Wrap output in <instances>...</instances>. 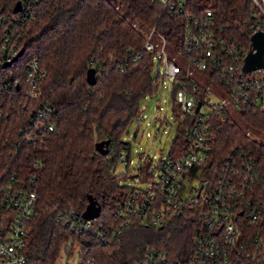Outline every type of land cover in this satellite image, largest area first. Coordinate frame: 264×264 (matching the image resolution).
Wrapping results in <instances>:
<instances>
[{
    "label": "trees",
    "instance_id": "16d2710c",
    "mask_svg": "<svg viewBox=\"0 0 264 264\" xmlns=\"http://www.w3.org/2000/svg\"><path fill=\"white\" fill-rule=\"evenodd\" d=\"M16 1L23 8L12 12ZM205 11H210L216 34L246 50L250 24L258 19L251 0H186L185 10L175 15L160 12L152 0H0V56L9 46L23 50L10 65H0V196L2 188L11 183L35 193L23 239L24 264H55L60 252L72 253L74 242L79 245L78 264L89 257L93 264H128L140 258L146 247L164 252L166 264L191 254L200 226L193 208L168 217L160 226L132 221L106 242L70 231L57 215L69 208L80 215L90 198L100 207L95 223L117 222L114 210L126 193L121 181L127 178L128 168L122 172L116 166L121 153L129 157L130 147L122 135L130 124L137 128L139 101L157 88L152 54L143 48L144 35L153 27L168 45L182 47L186 17ZM3 32L6 41L1 39ZM131 52L137 57L132 59ZM31 58L43 71L37 97L32 100L25 96ZM207 67L201 74L221 87L214 64ZM88 68L94 70L92 85L85 81ZM182 74L168 95L175 118L179 117L176 95L180 82L188 90L195 86L193 94L199 99L206 94L205 84L186 80ZM41 104L52 109L38 120L51 124L50 131L40 130L34 118ZM237 113L238 121L227 112L210 116L208 131L213 139L203 174H213L210 168L217 169L234 150V161L250 162V172L241 176L247 178L239 191L241 201L248 200L250 206L264 211V140L251 136L256 132L264 139V106ZM191 118L184 114L174 128L168 156L186 145L184 132ZM106 139L107 153L101 155L94 143ZM152 162L149 155L137 161V175L152 179ZM244 219L246 240H264V213L255 220ZM251 248L255 253L262 249L258 245ZM257 261L258 257L244 264Z\"/></svg>",
    "mask_w": 264,
    "mask_h": 264
},
{
    "label": "built area",
    "instance_id": "2783aa9c",
    "mask_svg": "<svg viewBox=\"0 0 264 264\" xmlns=\"http://www.w3.org/2000/svg\"><path fill=\"white\" fill-rule=\"evenodd\" d=\"M152 1L159 4L160 12L167 11L169 15L182 13L186 7V0ZM251 1L258 15V19L250 24L251 33L255 31L264 33V0ZM23 5L19 2V9H22ZM9 22L11 24V21ZM5 32L1 35L3 41L7 40ZM166 46L172 48V51L167 53ZM143 48L152 54L156 67L159 64L163 65L162 71L157 69L154 71L153 68V76L156 82L158 79L161 81L160 90L164 89L165 92L164 104L172 83L178 81L179 73H183L182 78L189 80L194 79L192 71L197 70L205 78L203 84L206 94L201 99L193 94L195 86L188 90L183 82L179 83L180 89L176 95L179 117L175 118L171 112V118L174 120L175 128L180 125L184 114L192 115L184 132L186 145L172 156H168L167 153L158 161L155 169L151 166L153 178L149 180L137 175L136 163L148 154L141 153L138 156L137 153L135 162L122 153L119 155L118 164L127 168L132 165L134 175L132 179L124 182L127 189L115 207L114 215L117 222L114 225L98 224L94 219L85 220L72 208L58 213V220L76 234H90L97 241L106 242L118 236L132 221L160 226L168 217L179 214L184 209L193 208L198 211L200 224L194 237L193 249L187 258L177 260L173 264H244L257 257V264H260L264 261V240L257 238L246 240L242 232L245 217L255 220L264 213L259 208L250 206L248 200L241 201L242 194L239 191L247 181V178L241 179V176L250 172V162L234 161L233 150L217 169L210 168L213 174L206 176L203 172L206 166H209L208 155L213 139V135L208 131V120L213 112L228 113L226 103L209 102L207 84H212L227 93V103L236 111L254 106L262 108L264 79L261 78V72L259 70L251 72L255 75L252 78L248 77L251 73L242 77L237 75L245 50L238 43L225 40L214 32L210 11H205L204 15L189 14L186 17L182 47L174 48L168 45L164 37L151 27L144 35ZM18 50L16 46H9L4 55L0 56V65L8 62ZM131 55L134 53L131 52ZM135 57L137 56L134 55L132 59ZM211 64L215 66V75L221 87L216 85L212 78L208 79L206 75L201 74L202 69H208L207 66ZM42 76L43 71L39 68L37 60L31 58L26 67V98L32 100L37 97L38 83ZM188 96L193 98L191 104L188 103ZM171 108L170 102V111ZM51 111L49 105L41 104L33 112L40 130L52 129L51 124L44 125L38 121ZM159 111L166 114L165 107H159ZM145 136L149 137L150 134L146 132ZM1 191L0 264H24L27 258L23 249V239L26 222L33 209L35 193L14 183L6 185ZM254 245L262 247L259 253L252 251L251 247ZM79 264H93V259L86 258ZM128 264H166L165 254L155 248L146 247L140 258Z\"/></svg>",
    "mask_w": 264,
    "mask_h": 264
},
{
    "label": "rangeland",
    "instance_id": "374dc122",
    "mask_svg": "<svg viewBox=\"0 0 264 264\" xmlns=\"http://www.w3.org/2000/svg\"><path fill=\"white\" fill-rule=\"evenodd\" d=\"M155 42V40L153 41ZM165 50L167 53L172 51V48L166 46ZM154 71H162V64L156 67V61H153ZM154 73V72H153ZM254 73H251L248 77H254ZM192 77L196 79L199 83H205V78L200 75L197 70L192 71ZM156 90L150 95H145L139 101V110L136 114L135 119L139 120V124L136 128L134 124H130L126 129V132L122 135V141L129 143V159L132 162L136 161L137 153L148 154L153 158L152 168H156L158 159H163L168 153L169 141L174 133V120L171 118L170 111V100L166 98V103H163L165 99L164 89L161 88L160 79L156 82ZM208 89V100L210 103L223 102L226 103L225 107L228 110L229 115L238 121V113L234 110L231 105L227 103L228 94L217 88L212 84H207ZM188 103H192L193 98L191 96L187 97ZM159 107H165L166 114L163 111H159ZM165 118V120H164ZM136 132V133H135ZM150 134L149 137L145 136V133ZM135 133L134 137L133 134ZM251 136L257 140H264L262 135L251 132ZM124 155V154H123ZM116 171H124L123 165L118 164L116 166ZM132 165L128 166L127 178L121 181L124 184L128 180V177L132 175ZM96 219V218H95ZM68 242L67 244H69ZM78 249L79 245L74 242L72 253L66 255L64 252H60L56 259L55 264H78Z\"/></svg>",
    "mask_w": 264,
    "mask_h": 264
},
{
    "label": "water",
    "instance_id": "95a60500",
    "mask_svg": "<svg viewBox=\"0 0 264 264\" xmlns=\"http://www.w3.org/2000/svg\"><path fill=\"white\" fill-rule=\"evenodd\" d=\"M19 10V1H16L12 6V12ZM247 48L243 54L241 64L237 69V75L239 77L244 76L247 73L259 70L261 72V78L264 79V33L262 31H255L248 37ZM23 52L19 49L17 53L8 61L3 63V67L10 65L14 62ZM85 81L87 84L92 85L95 82L94 70L88 68L85 72ZM198 107V105H197ZM109 141L102 140L94 143V150L105 155L107 153V146ZM100 211L99 205L88 198L87 204L81 213V217L85 220H91L98 217Z\"/></svg>",
    "mask_w": 264,
    "mask_h": 264
}]
</instances>
